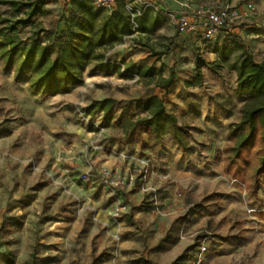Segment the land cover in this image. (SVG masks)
<instances>
[{
    "label": "rangeland",
    "instance_id": "1",
    "mask_svg": "<svg viewBox=\"0 0 264 264\" xmlns=\"http://www.w3.org/2000/svg\"><path fill=\"white\" fill-rule=\"evenodd\" d=\"M249 1L257 6L261 0L148 2L160 17L153 31L135 33L106 56L113 64L163 65L164 78L173 69V83L165 90L116 74H107L111 82L92 84L85 78L101 72L86 70L78 90L46 98L30 92L26 80L15 83L0 64V264L5 256L13 264H186L201 247L206 249L202 264H264V229L245 233L240 220H264V177L252 196L224 173L228 122L214 121L227 115L236 120L243 103L224 68L204 67L200 84H187L194 79L195 57L212 62L213 48L180 35L176 27L177 17L190 16L195 7ZM70 2L44 0L32 26H19L18 36L25 39L41 29L39 37L55 58L54 41L72 15ZM24 11L0 5V27ZM246 31L263 32L255 26ZM150 95L192 124L190 168L183 166L188 154L173 145L166 152L153 148L143 130L131 142L138 151L119 148L125 144L115 126L120 110ZM106 98L115 100L114 119L103 128L102 113L87 115L85 109ZM204 134L213 139L205 140ZM142 157L150 160L145 171L138 161ZM103 170L109 177L102 176ZM116 205L122 210L115 215Z\"/></svg>",
    "mask_w": 264,
    "mask_h": 264
},
{
    "label": "trees",
    "instance_id": "2",
    "mask_svg": "<svg viewBox=\"0 0 264 264\" xmlns=\"http://www.w3.org/2000/svg\"><path fill=\"white\" fill-rule=\"evenodd\" d=\"M120 2L123 4L118 6ZM0 5H9L16 13L25 8L23 17L5 19L6 24L0 27V64L3 72L12 74L15 83L26 80L34 95L52 98L67 94L70 88L82 85L86 70L116 74L122 79L136 76L146 85H154L160 90L173 83V69L170 68L164 78L163 65L154 68L137 67L133 62H105L106 54L123 44L125 39L135 33L153 31L160 17L153 15L151 7L134 17V27L124 11L123 0H118L110 11L96 8L93 0H71L72 15L65 20L61 38L54 41L57 54L53 58V48L39 37L41 29L25 39L20 38L17 32L19 26H32L31 20L43 7L44 0L25 3L0 0ZM210 53L215 55L212 62H206L200 55L195 57L194 79L187 84H200L204 67L212 70L224 68L235 73L238 95L243 98V104L240 120L227 129L228 145L222 150L221 161L224 173L255 196L258 180L264 177V60L255 62L241 38L233 32L222 37ZM114 105L115 100L111 98L96 100L85 109V113L101 112V126L106 128L114 119ZM115 126L127 144L143 130L155 149L161 147L164 137H170L183 154H189L192 149L186 138L187 131L174 114L164 109L157 95L122 108ZM4 264H13V260L5 256Z\"/></svg>",
    "mask_w": 264,
    "mask_h": 264
},
{
    "label": "built area",
    "instance_id": "3",
    "mask_svg": "<svg viewBox=\"0 0 264 264\" xmlns=\"http://www.w3.org/2000/svg\"><path fill=\"white\" fill-rule=\"evenodd\" d=\"M117 1L118 0H93V3L96 8H103L110 11L115 8ZM123 1L124 11L135 27L134 17L141 15L147 7H150V4L141 0ZM137 3H139V7H134L133 4ZM190 16L191 20H188V16L177 17L176 27L178 33L183 36L196 35L200 41L211 45H216L222 37L232 33V29L238 27V25H246L250 23H262L264 25V9H258L257 6L250 1L244 4V10L238 6H231L228 4L216 8L195 7L191 11ZM82 113L80 114L82 120H86L87 116ZM138 161L139 164L144 167V171L150 165V160L146 157H142ZM102 176L109 177V172L103 170ZM111 183H114V181L111 180ZM116 184H119V182H116ZM121 210L122 207L119 205H116L113 208L115 215ZM248 212H254V210L251 209ZM205 252V247H201L198 254L193 256L186 264H202V255Z\"/></svg>",
    "mask_w": 264,
    "mask_h": 264
},
{
    "label": "crops",
    "instance_id": "4",
    "mask_svg": "<svg viewBox=\"0 0 264 264\" xmlns=\"http://www.w3.org/2000/svg\"><path fill=\"white\" fill-rule=\"evenodd\" d=\"M141 1H144V2L148 3V2H152L153 0H141ZM244 4L245 3H242L241 5H238V7H240L242 10H244ZM257 8L258 9H264V0H261L259 2V4L257 5ZM188 20H191V16H188ZM254 26L257 27L260 31H263V32H259L258 34H254L252 32L249 33V32L246 31L247 28H251V27H254ZM232 32L236 33L241 38L242 43L248 49V51L252 55V57H253L255 62H261V61L264 60V25L262 23H253V24L250 23V24H246L244 26L240 25V26L235 27L234 29H232ZM191 38H193L192 41L197 40V41L200 42L199 38L196 35L191 36ZM210 46H211V48H213L215 46V44L214 45L210 44ZM209 55L211 56V60L214 61L215 60V55L212 54V53H210ZM105 62L114 63L112 61V58L109 59V56L105 57ZM229 73H230L229 76L233 77V79H234V91L238 95V87H237L235 73L234 72H229ZM108 76L109 75L101 72V73H98L96 75V77H91V78L86 77L85 80H90L88 82H91L92 84H95V83H98V82H105V81L111 82L110 79L108 78ZM83 81H84V79H83ZM85 84H87L86 81H85ZM81 86L82 85L76 86V87H72V88L69 89V91L70 90H72V91L78 90ZM150 96H153V95H150ZM150 96L146 97L145 99L149 98ZM238 97L241 100L240 103L242 104L243 103V98L240 97L239 95H238ZM141 101H143V100H141ZM169 113L174 114L177 117L179 124L181 126H183L184 129L187 131V137H186L187 141L189 142V144H192V142L190 141V138H191L190 134L196 133L194 131V129H192L193 128L192 124L190 125L187 120L183 119V118H185V116L180 111H171ZM200 118H198L199 123H204V122L208 123L209 122L208 119H210L211 116H209L208 119H202V121H200L201 120ZM215 118H216V120H214L215 122H217L218 119H220L222 122H226L227 121L228 122V127H229V125L237 123L240 120V114H238V117L236 118V120H233L231 118V116L229 117V115H227L226 117L220 116L219 118H217V116H216ZM186 123L189 124V126H187ZM202 136H204L203 138H205V140H208L209 142L211 141V139H213L212 137H210L209 139H206L207 138L206 134H204ZM224 136L227 137V133H225ZM171 145H173L174 148H177V146L174 145V143L172 142L170 137H164L162 139L161 149L164 152L168 151V148ZM119 148L121 150L129 148L130 150L138 151V149L136 147V144H133V143L121 144L119 146ZM140 151H141V153H145L146 152V150L143 149V148H141ZM212 154H213V152H212ZM184 155L186 156V154H184ZM188 155L190 156V159H186V161L184 162V165H183L184 168H188V167L190 168L191 167V166H187V164L192 161V156L190 154H188ZM210 158H211V152H210ZM222 166H223V163L221 164V168H222ZM164 167L169 168V166H164ZM260 210H263V209H260ZM253 218L254 217H246V218L244 217V218L240 219V220H242L241 221L242 222L241 227L245 230V233H250V231L254 230L255 228H263L264 229V220L260 219V220H256L257 222H250V220L253 219Z\"/></svg>",
    "mask_w": 264,
    "mask_h": 264
}]
</instances>
